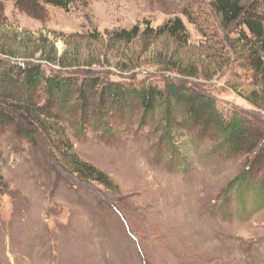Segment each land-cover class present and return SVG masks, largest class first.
I'll return each mask as SVG.
<instances>
[{"label":"rangeland","instance_id":"rangeland-1","mask_svg":"<svg viewBox=\"0 0 264 264\" xmlns=\"http://www.w3.org/2000/svg\"><path fill=\"white\" fill-rule=\"evenodd\" d=\"M213 1L80 0L68 10L47 7L45 20L6 2L0 59L39 62L48 74L79 80L184 84L213 98L225 116L238 113L264 132V80L246 68L240 28H224ZM176 18L187 30L185 46L169 36L147 41V28ZM135 26L139 37L114 39ZM42 55L63 56L62 65ZM14 91L0 90V113L13 120H0V264H264V200L255 204L250 194L264 185V140L237 156L217 147L210 131L189 128L177 131V151L170 152L161 109L150 117L136 103L129 119L106 107L103 133L95 125L103 114L92 108L85 133L74 134L80 110L72 114V107H55L59 118L43 130L22 120ZM46 99L41 91L38 104ZM72 156L109 181L76 173ZM233 182L246 193L243 201Z\"/></svg>","mask_w":264,"mask_h":264},{"label":"trees","instance_id":"trees-1","mask_svg":"<svg viewBox=\"0 0 264 264\" xmlns=\"http://www.w3.org/2000/svg\"><path fill=\"white\" fill-rule=\"evenodd\" d=\"M76 1L80 0H0V23L4 21L3 13L6 2H12L16 10L34 19L45 20L48 16L47 7L68 10ZM211 6L213 11L221 17L224 28L230 29L234 25L240 28L242 36L240 41H243L244 47L249 50L246 68L251 70L254 76H260L264 80V13L261 12L262 4L258 0L249 4H245L243 0H214ZM241 28H246L249 36ZM146 32L149 43L163 36H169L183 42L180 45L183 47L188 39L187 30L180 18L171 20L156 30L147 28ZM141 33L140 27L135 26L131 30H121L115 33L114 39L119 42H130L139 37ZM7 56L15 58V56ZM40 61L62 65L63 56L47 58L42 55ZM4 86L15 89L18 101L23 106L21 117L25 119L22 118V120L39 123L43 130H46L44 126L46 127L47 120L59 118L53 113L55 107L64 109L72 107L74 108L72 114H75L77 109L80 110L79 119L73 126L74 134H80L83 131L85 133L86 118L91 116V113L88 112L91 108L92 113L103 114V117L95 124L103 133L109 129L105 118L108 111L105 109L106 107L122 109L123 114L124 111H127V114L125 113L120 118H128L135 109L133 103H136L142 114L150 117H153L161 109L163 112L161 138L167 146L166 149L170 152L176 153L177 151L174 144L177 131L189 128H191L190 131L195 132L210 131L211 138L219 140L216 143L217 147H226L229 153L237 156L254 153L264 140V132L259 126L253 125L250 120L238 113H234L231 117L225 116L218 109L213 98L184 84L169 82L165 87H162L152 81L144 80L139 84L126 85L104 83L100 78L94 76L79 80L58 73L48 74L39 62L20 64L0 59V90ZM41 91H44L47 96L43 105L38 104V95ZM177 113H180V121L176 118ZM0 120L5 123L13 121L3 112L0 115ZM25 135L33 142L29 132H25ZM68 158L72 159L74 170L79 175L90 176L102 184L109 181L105 173L82 162L78 157ZM234 184L238 200L243 201L246 193L241 192L242 189L238 182H233ZM251 191L250 194L253 196L255 204H262L264 185H255Z\"/></svg>","mask_w":264,"mask_h":264}]
</instances>
